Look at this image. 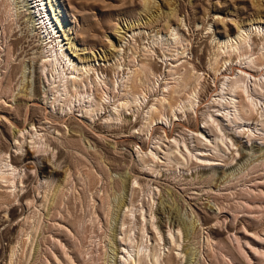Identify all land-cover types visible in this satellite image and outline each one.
Returning <instances> with one entry per match:
<instances>
[{
  "label": "rangeland",
  "instance_id": "1",
  "mask_svg": "<svg viewBox=\"0 0 264 264\" xmlns=\"http://www.w3.org/2000/svg\"><path fill=\"white\" fill-rule=\"evenodd\" d=\"M52 1L63 11L62 27L53 21L56 49L70 62H62L65 71L94 70L73 71L81 77L79 95L70 86L64 91L25 1L0 0V167L16 169L14 188L0 182L2 210L14 208V217L0 226V264H125L130 245L146 251L147 261L155 252L156 264H170V257L171 264H264V126L231 123L220 106L224 84L249 65L259 86L247 76L244 88L257 107L264 105V64L247 63L264 59V0ZM237 29L247 32L244 55L231 53L224 63L230 56L223 42ZM212 65L219 68L215 81ZM165 86L181 91L173 94L171 111L157 102L170 100ZM101 95L107 96L104 110L87 111ZM117 99L130 100L118 116ZM152 104L160 110L156 124L146 118ZM218 108L224 116H215ZM209 114L226 128L229 150H215L221 133L206 124ZM195 119L201 141L191 130ZM234 132L247 145L241 159L231 145ZM254 139L262 150L248 148ZM176 149L187 162L177 151L169 156ZM26 153L30 158L22 162ZM200 153L214 164L199 163ZM52 167L56 173H49ZM121 197L125 204L115 221Z\"/></svg>",
  "mask_w": 264,
  "mask_h": 264
},
{
  "label": "bare ground",
  "instance_id": "2",
  "mask_svg": "<svg viewBox=\"0 0 264 264\" xmlns=\"http://www.w3.org/2000/svg\"><path fill=\"white\" fill-rule=\"evenodd\" d=\"M25 1V4H24V6L27 8V10H28V16H29V19L31 18L32 20H34L33 19V17H35L36 18V22L38 23V25H39V28L42 30V34L43 35H45V37H44V40L45 41H48L47 42V45H49V50L47 51L48 53H50V55H49V57H51L52 59H50V60H48L47 59V61H49V64H50V66H51V68H52V70L55 72L56 71V77L58 78V82H59V84L63 87V89H64V91H66V92H70V90H73V91H76L75 93H78L77 92V90H76V86H79V83L81 82L80 81V78L79 77H76L74 74H73V71H79V70H81L80 71V74L81 73H88V71L90 70V69H92V70H94L93 69V67H85V66H81L80 68H78V66H72V68H71V72L70 73H67L65 70V68H64V64H62V62L63 63H66V66L65 67H68V63H70L69 62V59H67V57H66V54H65V52H63L62 50H61V48H59V50H57L56 49V47H58L59 45H60V41H55V37H54V35L55 34H57V32H58V27H57V25L55 24V21H53V19H55L56 20V22H58L59 23V25H60V27H62V23H61V20H60V15H62L63 14V11L60 9V7L57 5V3H56V5H57V7H56V5H55V3H53V1L52 0H48L47 2H45V0H29L30 2L29 3H31V5H29L28 6V4H27V0H24ZM33 5V6H32ZM34 6L36 7V9H37V12H35V11H31V8L33 9L34 8ZM30 8V9H29ZM57 9H58V13H57ZM52 12V13H51ZM18 15L19 14H17V12H16V18L18 17ZM53 15V16H52ZM64 31V33H65V30H63ZM67 35V34H66ZM65 35V36H66ZM176 36V35H175ZM247 38H248V36H247V32H245V30H241V29H237L236 30V35L234 36V37H231V36H226L225 37V40H224V42H223V45H225L224 47H225V50L222 48V46L221 47H218V49H223V53L225 52V53H227V54H229V58L226 60H224V63H227L226 61H228V60H231V53H238V57L240 58V56L242 57L244 54L243 53H241V48L244 46V44L247 42ZM176 39V38H175ZM68 40V39H67ZM56 42V44H54ZM248 43V42H247ZM67 44H69V45H72V42H68ZM255 44V43H254ZM244 48V47H243ZM219 53H216V54H214L216 57H217V55H218ZM263 56V55H262ZM259 57L257 60H258V63L254 60V59H250L249 58V62H247L248 64H250V63H252V64H258V65H255V66H262V64H264L263 63V61H264V59H263V57ZM85 59V61H89V58L88 57H85V58H83V60ZM87 59V60H86ZM216 59V58H215ZM178 61H179V59H178ZM216 61L217 60H215V63H216ZM251 64V65H252ZM143 65V64H142ZM211 65V64H210ZM146 66V65H145ZM253 66V65H252ZM255 66H253V67H255ZM257 68V67H256ZM260 68V67H259ZM258 68V69H259ZM70 69V68H69ZM194 69H195V66H191V69L188 71L189 73H191V74H193L194 73V75L197 73H195L194 72ZM211 69L213 70V72H214V81H215V74H216V72L219 70V68H217V67H214L213 65H212V67H211ZM231 69H233L234 70V68L233 67H230V70ZM239 69V68H238ZM211 70V71H212ZM95 71H96V69H95ZM94 71V72H95ZM192 71H193V73H192ZM76 72V75H78V73ZM90 72V71H89ZM93 72V73H94ZM91 73H92V71H91ZM53 74V73H52ZM90 74V73H89ZM134 74H135V72H134ZM220 74H223V73H220ZM233 74V73H232ZM256 71L254 72V70H253V68L251 69V67H250V65L246 68V69H239V74H237L238 76L237 77H235V78H231L230 79V81H227L226 82V84H224V86L225 87H223L222 88V95H221V98L223 99V102H218V103H220V106H222L223 107V109H228L227 110V112H226V114L225 113H223V114H225V118H226V116H227V121H229L230 120V122L231 123H234V124H239L240 122L242 123H246V122H249L250 120H251V124L252 123H254L253 121H256V122H259L258 123V125L260 124V126L261 127H263L264 126V105L263 106H259V107H257V101L255 100V98H256V96H255V98H254V96H253V94L250 92L249 93V91L248 90H246L245 88H244V82H245V80H247V76H248V78H252L253 77V80L254 81H252L253 82V86H259V83H257V82H255V80H257V78H256ZM82 75V74H81ZM88 75V74H87ZM91 75V74H90ZM189 75V74H188ZM225 75V74H224ZM224 75H223V77H224ZM83 76V75H82ZM221 76V75H220ZM54 77V76H53ZM86 77V76H85ZM228 77V76H227ZM226 77V78H227ZM56 78V79H57ZM87 78V77H86ZM129 78V77H128ZM188 78V77H187ZM187 78H186V76L182 79V83H183V85H184V83L186 84V80H187ZM246 78V79H245ZM88 79V78H87ZM217 79V78H216ZM228 79H229V77H228ZM128 80V79H127ZM80 81V82H79ZM198 81V80H197ZM100 82H101V79H100ZM262 82V81H261ZM81 85V84H80ZM182 84H179V87L181 86ZM183 85L180 87V88H182L183 87ZM71 87V89L68 91V87ZM185 86V85H184ZM61 87V88H62ZM186 87V86H185ZM246 87V86H245ZM165 88V90L167 91V92H169V98H170V100H168V99H165L164 97H162V98H160V99H157L158 101V103H159V105L161 106V107H163V109H165L164 108V106L165 105H167L168 106V109L171 111L172 109H173V105H174V103H176V101H174L175 100V98H174V93L175 92H179L180 91V88H176L175 86L174 87H172L170 90L171 91H168V89H166L167 88V86H165L164 87ZM164 88H163V90H164ZM170 88V87H169ZM62 89V90H63ZM256 89V88H255ZM262 89V88H261ZM260 89V90H261ZM217 90V89H216ZM251 91V90H250ZM262 91V90H261ZM181 92V91H180ZM65 93V92H64ZM256 93V92H255ZM262 93V92H261ZM260 93V94H261ZM24 94H25V92H24ZM26 94H28L27 92H26ZM70 94V93H69ZM174 94V95H173ZM180 93H178V95H179ZM30 95V94H29ZM65 95H67V93L65 94ZM78 95H79V93H78ZM81 95V94H80ZM192 95V94H191ZM71 96V95H70ZM89 96V95H88ZM87 96V97H88ZM92 97V96H91ZM105 97L107 98V96L105 95H103V97H102V95H101V97H98V99H94V101H95V105H94V108H90L89 110H87V111H89L90 112V110H94V111H96V113H97V111H99L100 110V108L103 106V103L107 100H105L104 101V99H105ZM30 98V97H29ZM32 98V97H31ZM93 98H94V96H93ZM220 98V97H219ZM220 98V99H221ZM235 98H240L238 101H235ZM88 99H90V98H88ZM236 99V100H237ZM68 100V99H67ZM177 100V99H176ZM188 100V99H187ZM79 101V100H78ZM81 101V100H80ZM89 101V100H88ZM130 101V100H129ZM129 101H127V100H125V101H122V100H119V99H117V104L116 103H114V104H112V107H113V113H115L116 114V116H118V107L120 108V107H122V106H124L127 102H129ZM133 101V100H132ZM131 101V102H132ZM30 102H34V100H31ZM134 102H136V101H134ZM134 102H133V104H134ZM166 102V103H165ZM181 102V101H180ZM86 103H88V102H86ZM94 103V102H93ZM93 103H91V104H93ZM34 103H32V105H33ZM90 104V103H89ZM106 104V103H105ZM130 104V103H129ZM136 104V103H135ZM180 104V103H179ZM182 104H183V102H182ZM126 105H128V104H126ZM183 106V105H182ZM90 107H92L91 105H90ZM106 107V106H105ZM221 107V108H222ZM88 108H89V106H88ZM103 108V107H102ZM125 108V107H124ZM220 108V109H221ZM122 109V108H121ZM182 109H184V108H182ZM232 109V110H231ZM103 110H104V108H103ZM123 110V109H122ZM218 110V112H216V114H215V116H224L222 113H220L219 111H221V110H219V108L217 109ZM119 111H120V109H119ZM197 111V110H196ZM223 111V110H222ZM146 112H148V117L146 116V118H147V121H152L151 123H155V122H153L154 121V119H153V116L155 115V113H157V112H160V110H158V108L157 107H155L153 104L149 107V109H148V111H146ZM233 114H232V113ZM112 113H110V115H111ZM162 114V113H161ZM176 114V112L174 113V115ZM120 115V114H119ZM164 115V114H163ZM165 117H166V115H164ZM212 116H213V114H209L208 115V117L210 118V120H212L211 122H212V125H213V123H215V121H217V119H214V118H212ZM231 116H233V117H231ZM197 117V116H196ZM167 118V117H166ZM116 119V118H115ZM168 119V118H167ZM117 120V119H116ZM176 120H178L177 118L175 119L174 118V121H176ZM210 120H206L205 122H206V124L208 123V126H210V127H212V129L214 130V132H213V130L210 128V127H208V128H210V130L213 132V134L215 133V131L216 130H218L219 131V133H221V134H218V133H216L215 134V136H216V138H217V140H215V143H214V141H213V143H214V148H215V150H216V148H218L219 150H222L221 148H220V145H224L226 148H225V150L226 149H228L229 147H228V143H226L225 142V139H223V137H225L226 138V135L228 134V133H226L225 134V132H224V130L226 129L225 127H223V126H221L220 125V123L217 121V123L215 124V127H213L212 125H209V122H210ZM223 120V119H222ZM127 121V120H126ZM179 121V120H178ZM195 123L192 125L193 127H194V129H191V130H193L192 132L194 133L195 131H196V135H195V137H196V139H198V140H200L201 141V138L203 137V135H202V130H201V128H200V126H199V124L197 123V119H195ZM246 121V122H245ZM147 123V122H146ZM158 123V122H157ZM162 123V122H161ZM250 123V122H249ZM156 124V123H155ZM230 124V123H229ZM223 125V124H222ZM232 125V124H231ZM263 125V126H262ZM256 127V126H255ZM19 129V128H18ZM229 129V128H228ZM261 129V128H260ZM264 130V129H263ZM200 131V134L198 135V132ZM222 131H223V133H222ZM16 132H19V130L18 131H16ZM19 133H22V131L21 132H19ZM244 133H246V131L244 132H238V134L237 135H240L241 134V136L244 134ZM230 134H232L231 136L232 137H234V141L232 140V143H231V145L233 146L234 144L237 146V153L239 154V156H240V159L241 158H243V157H245L246 156V154H247V152H246V150H245V147H247V145H244V144H241V142H239L237 139H236V133L234 132V133H230ZM229 134V135H230ZM247 134V133H246ZM219 135H221V136H219ZM224 135V136H223ZM229 135H228V137H229ZM214 136V135H213ZM244 136V135H243ZM220 137V138H219ZM40 138V137H39ZM231 139V138H230ZM229 139V140H230ZM264 139V138H263ZM197 140V141H198ZM254 142H251L250 143V145H248V148L249 149H256V150H262V147H260V145H258L257 143H256V141H255V139L253 140ZM263 142H264V140H263ZM212 142H210V144H211ZM180 148V147H179ZM213 148V149H214ZM223 148V147H222ZM185 149H187V148H185ZM217 149V150H218ZM179 150V149H178ZM177 149L176 150H174V151H170V152H168V154L170 153V154H174L176 151L178 152V153H176L177 155L179 154V155H181L182 156V154H183V156L181 157L183 160H185L186 158V156L184 155V153H183V151H181V149H180V151H178ZM188 150H189V147H188ZM215 150H214V153H215ZM216 150V151H217ZM229 150V149H228ZM224 151V150H223ZM236 151V150H235ZM251 151V150H250ZM263 152V151H262ZM232 153V151L230 152V154ZM264 153V152H263ZM150 154L151 155H153L152 157L154 158L155 157V155H154V153L153 152H150ZM170 154H169V156H170ZM172 154V155H173ZM189 154H191V152H190V150H189ZM145 155H147V154H145ZM149 155V154H148ZM178 155V156H179ZM197 155H199V158L198 157H196L195 159L196 160H198V162L199 163H203V164H214V163H210V161H207V159H210V158H207V157H204L203 155L204 154H197ZM232 155V158H233V155L234 154H231ZM150 156V155H149ZM185 156V157H184ZM192 156V155H191ZM201 156V157H200ZM151 157V158H152ZM218 157H221V156H218ZM235 157V156H234ZM259 157H262V155H260ZM258 157V158H259ZM21 161L22 162H24L26 159H28V158H30V156H29V154L28 153H26V154H24V155H21ZM222 158V157H221ZM221 158H219V160L221 159ZM260 159V158H259ZM153 160V159H152ZM155 160V159H154ZM153 160V161H154ZM262 160V159H261ZM14 161H15V159H14ZM27 161V160H26ZM152 161V162H153ZM17 162V161H16ZM15 162V163H16ZM21 162V163H22ZM186 162H187V159H186ZM254 163V162H253ZM179 164V163H178ZM5 166H7L8 167V165H5ZM55 166V165H54ZM57 167V166H56ZM9 168V167H8ZM246 169V168H245ZM10 170V171H9ZM13 170H16L14 167H11V169H1V167H0V182L2 181V182H4L3 184H5V182L7 183L6 185L8 186L9 184H11V186L14 188L15 187V185L13 184V181H15V180H13V177H14V173L12 172ZM56 169L55 168H53L52 167V169L49 171V173H56ZM128 174V173H127ZM126 174V175H127ZM244 177V176H243ZM15 178V177H14ZM122 178V177H121ZM124 178V177H123ZM218 178H220V177H218ZM248 178V177H247ZM125 179L126 178H124L123 180L125 181ZM131 179V178H130ZM246 180V179H245ZM128 181V180H127ZM135 181V180H134ZM220 181V180H219ZM223 181H225V180H222V182ZM1 182V183H2ZM121 182V181H120ZM136 184V183H135ZM123 187H125L126 188V186H125V184H124V182H123ZM137 185V184H136ZM1 186V185H0ZM5 186V185H4ZM6 186V187H7ZM117 186V185H116ZM121 186V185H120ZM128 186V185H127ZM138 186V185H137ZM117 188H119V187H117ZM164 192V191H163ZM167 193V192H166ZM27 195V192L23 195V196H26ZM123 195V194H122ZM172 195V194H171ZM1 194H0V198H1ZM164 196V195H163ZM169 196V195H168ZM122 198V197H121ZM160 198H162V196L160 197ZM123 199V200H122ZM122 199H120L119 200V205H118V209H117V213L115 212V215L113 216L114 218V220L115 221H117V217H119L118 216V213L120 212L119 210H120V208H122L123 206H124V198H122ZM160 201V200H159ZM161 201H162V199H161ZM166 201H167V199H166ZM163 202H165V201H163ZM160 203H162V202H160ZM1 204H2V201L0 200V211H3L5 214H6V217L4 216H2L3 218H4V221H3V218L1 219V217H0V226L1 225H3V223L4 222H8L9 221V218H13L14 217V208H11L9 211H5V210H2V208H1ZM167 204V203H166ZM165 205V204H164ZM169 205V204H168ZM163 206V205H162ZM127 207V206H126ZM210 207H211V205H210ZM164 208V207H163ZM162 208V209H163ZM164 210V209H163ZM166 210V209H165ZM130 211V210H129ZM161 210H160V206H158V212H160ZM2 213V212H1ZM168 213V212H167ZM174 214V213H173ZM172 216V215H171ZM198 216V215H197ZM200 217V216H199ZM6 218V219H5ZM173 218V217H172ZM174 219V218H173ZM175 219H177V218H175ZM115 224V223H114ZM152 224V223H151ZM176 224H177V222H176ZM188 225L186 226V225H184V226H182V230H183V237H188V231L189 230H187L188 228ZM194 228V227H193ZM156 229V228H155ZM191 229V228H190ZM116 230V225H115V227L112 229V232L113 233H111V235H112V241H111V239H110V241L111 242H115V240H116V238H115V233H114V231ZM181 230V229H180ZM130 231V230H129ZM124 232H126V231H124ZM193 232V231H192ZM129 234V233H128ZM191 235V234H190ZM3 236V235H2ZM116 236H117V234H116ZM0 237H1V235H0ZM189 238V237H188ZM187 238V239H188ZM126 239H129V245H130V243L132 244V242H130L131 241V238H130V235L129 236H127L126 237ZM186 240V239H185ZM123 241H124V239H123ZM188 241V240H187ZM10 242V241H9ZM134 242V241H133ZM176 243V242H175ZM9 245H10V243H9ZM176 245V244H175ZM11 246V245H10ZM179 246V245H178ZM130 247H131V251H129L128 249H126V255H127V257H125V256H123L122 257V261L125 263V264H156V262H157V255H156V253L155 252H152V251H150V252H148V256L147 257H149V261H147L146 259V256L144 255L145 253H146V251H145V253H141V251L138 249L139 248V245H130ZM14 248V247H13ZM113 248V247H112ZM12 249V248H11ZM10 249V250H11ZM114 249V251H116L117 249L116 248H113ZM156 249V248H155ZM184 249V248H183ZM182 249V250H183ZM185 249L187 250V248L185 247ZM184 249V250H185ZM147 250H149V249H147ZM14 251V250H13ZM11 252V251H10ZM133 252V253H132ZM113 253V252H112ZM114 253H117V252H114ZM189 252L187 251V254H188ZM2 257V254H0V258ZM11 258V257H10ZM146 258V259H145ZM116 259V255L114 256V261H116L115 260ZM172 260H173V257H170L169 259H168V263L170 262V264L172 263ZM160 262V261H159ZM174 262V261H173ZM10 263V262H9ZM116 263V262H115Z\"/></svg>",
  "mask_w": 264,
  "mask_h": 264
}]
</instances>
